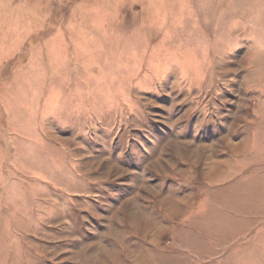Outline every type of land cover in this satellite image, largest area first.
I'll list each match as a JSON object with an SVG mask.
<instances>
[{
  "label": "rangeland",
  "instance_id": "374dc122",
  "mask_svg": "<svg viewBox=\"0 0 264 264\" xmlns=\"http://www.w3.org/2000/svg\"><path fill=\"white\" fill-rule=\"evenodd\" d=\"M0 264H264V0H0Z\"/></svg>",
  "mask_w": 264,
  "mask_h": 264
}]
</instances>
